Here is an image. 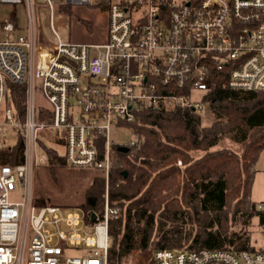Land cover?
I'll list each match as a JSON object with an SVG mask.
<instances>
[{
  "label": "built area",
  "instance_id": "built-area-1",
  "mask_svg": "<svg viewBox=\"0 0 264 264\" xmlns=\"http://www.w3.org/2000/svg\"><path fill=\"white\" fill-rule=\"evenodd\" d=\"M40 1L50 9L55 3ZM0 2L25 3L31 11L32 0ZM105 14L101 41H63L56 34L48 46L33 31L13 38L16 22H0V151L22 142L20 162L0 163V264H107L108 225L119 213L107 189L100 212L34 203L33 165L46 161L45 152L36 159L42 131L59 137L67 164L98 169L107 182L112 124L130 122L145 108L201 112L204 100L196 94L207 93L214 71H226L230 88L264 90V0H117L107 2ZM36 80L48 107L35 105ZM10 83L26 86L22 118L9 97ZM16 191L19 197L11 199ZM256 208L264 215V201ZM81 220L82 234L75 228ZM62 222L67 231L58 227ZM150 260L264 264V245L238 252L153 248Z\"/></svg>",
  "mask_w": 264,
  "mask_h": 264
},
{
  "label": "trees",
  "instance_id": "trees-1",
  "mask_svg": "<svg viewBox=\"0 0 264 264\" xmlns=\"http://www.w3.org/2000/svg\"><path fill=\"white\" fill-rule=\"evenodd\" d=\"M212 73L203 99L213 114L210 124H202L200 112L191 108H145L132 121L120 122L134 143L112 145L107 188L103 176H94L79 206L100 212L107 189L109 203L118 208L117 218L108 225L107 264H128L134 248L143 250L151 244L234 252L262 249L250 243L247 230L228 229L221 214L231 207L232 217L240 214L245 226L251 218L263 225L264 215L250 194L254 163L264 150V90L233 89L227 85L226 71ZM25 87L9 84V97L21 118ZM226 141L238 147L222 145ZM38 145L46 153L45 164L52 176L57 167L67 165L53 146L41 140ZM21 152L20 137L11 148L0 151V163L20 162ZM34 203L47 201L34 198ZM183 210L189 215L185 223L180 221ZM163 214L174 219L168 228ZM182 242L187 245L181 246Z\"/></svg>",
  "mask_w": 264,
  "mask_h": 264
},
{
  "label": "rangeland",
  "instance_id": "rangeland-1",
  "mask_svg": "<svg viewBox=\"0 0 264 264\" xmlns=\"http://www.w3.org/2000/svg\"><path fill=\"white\" fill-rule=\"evenodd\" d=\"M112 1L117 0H91L90 4L68 3L66 0H55L53 8L50 9L44 2L32 0L31 11L27 9L25 3L12 4L0 2V22L4 18L13 19L17 25L16 31L12 34L13 38L18 33L29 34L33 31L36 41L45 46L56 43L58 40L57 35L63 41L98 42L103 39L106 32V4ZM4 39L5 32L0 25V41ZM36 84L35 105L37 107H48V103L39 91L38 80H36ZM203 95L205 97L206 93L199 92L196 94V97L199 100H203ZM77 110L78 108L75 107L74 111L76 112ZM200 114L202 124L208 125L212 122L213 114L206 99L204 100L203 109ZM51 134L49 131H42L41 141L44 145H51L59 153L63 154V144L56 142V139H59V137L53 139ZM53 134L57 133L53 131ZM109 134L113 144H128L133 139L131 132L120 122L112 124ZM222 145L233 148L238 147L229 141L223 142ZM43 153L42 147L38 145L36 148V159H39ZM178 164H180L179 161ZM94 176H102L101 171L89 167H72L69 164L57 167L55 175L52 176L45 163L36 162L32 169L33 200L34 198H43L47 201V204H57L64 209H69L72 206L79 207L83 201L84 191ZM18 197L17 191L11 195V199ZM250 198L256 203L264 201V150L260 152L254 163ZM180 215L181 223L189 221V215L185 210ZM221 216V219L223 218L224 221L223 224L228 229L238 231V229L243 228L247 230L250 243L256 248L263 247L264 236L262 227L257 225V221L254 218H251L249 226H245L242 222L243 217L240 214L232 217L231 207H229L228 211L221 214ZM161 219L165 223L164 227L166 228L174 220L167 214H163ZM58 227L65 231L69 228L64 222ZM82 227L83 222L81 220L75 228L82 234ZM49 228L56 230L53 227ZM186 245L187 243L181 246ZM153 248L154 245L152 244L143 250L134 248L128 256V264H151L150 256ZM69 254H79V251L70 250Z\"/></svg>",
  "mask_w": 264,
  "mask_h": 264
},
{
  "label": "water",
  "instance_id": "water-1",
  "mask_svg": "<svg viewBox=\"0 0 264 264\" xmlns=\"http://www.w3.org/2000/svg\"><path fill=\"white\" fill-rule=\"evenodd\" d=\"M125 149V147H123ZM94 217V213L92 214V218Z\"/></svg>",
  "mask_w": 264,
  "mask_h": 264
}]
</instances>
